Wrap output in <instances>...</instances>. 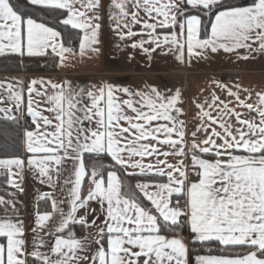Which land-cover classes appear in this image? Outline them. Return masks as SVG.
<instances>
[{
    "label": "snow or ice",
    "instance_id": "1",
    "mask_svg": "<svg viewBox=\"0 0 264 264\" xmlns=\"http://www.w3.org/2000/svg\"><path fill=\"white\" fill-rule=\"evenodd\" d=\"M29 3L54 16L57 24L80 30L81 56L99 53L95 45L100 42L101 0ZM181 3L184 9L176 0H110L109 18L121 40L132 39L131 47L149 57L162 46L182 62L185 53L201 58L218 50L264 52V0L249 6L224 0ZM187 6L197 13L189 14ZM204 15L211 17L207 23ZM65 45L62 32L47 20L21 14L10 0H0V56L54 55L63 62L73 54ZM37 84L47 86L37 91ZM216 87L231 99L212 91L210 101L197 103L198 123L189 134L179 119V90L169 95L152 85L140 90L110 82L74 87L67 81L32 79L27 88L32 126L23 134L27 163L41 183L53 185L54 175L56 180L63 176L68 199L60 203H68L69 210L50 193H42L38 199L51 200L52 211L37 209L31 241L22 220L0 219V238L6 241L0 243V264H264V92H256L250 103L252 93L239 84ZM0 89L6 93L0 103L14 104L0 107V112L6 120H17L12 113L22 111L23 88L0 83ZM34 92L39 100L33 99ZM241 92L247 95L241 98ZM238 108L247 110V118ZM85 154H107L115 162L113 170L106 176L95 167L87 170ZM169 157L179 159L169 162ZM13 166L22 168L24 161L0 159L8 184L18 187ZM122 175L140 179L132 186ZM86 176L89 187L83 195ZM90 202L100 206L105 219L98 226L94 253L80 256L90 245L76 238L72 226H89V215L94 217L90 224L97 226L99 217ZM81 208L85 214L78 216ZM54 213L59 224L46 240L40 232ZM181 217L190 226L188 243L176 235ZM189 243L207 245L209 251L211 246L223 247L225 252L195 255L190 261ZM232 248L246 251H227Z\"/></svg>",
    "mask_w": 264,
    "mask_h": 264
},
{
    "label": "crops",
    "instance_id": "2",
    "mask_svg": "<svg viewBox=\"0 0 264 264\" xmlns=\"http://www.w3.org/2000/svg\"><path fill=\"white\" fill-rule=\"evenodd\" d=\"M102 7L98 13L101 16L99 23V44L95 45L99 48V53L86 52L81 56L79 50L73 51V54H67V59L63 62L59 59V67L55 72H20V73H0V83H12L15 87H22L24 90V99L21 104L22 111H13V115L27 116V88L32 79H42L45 82L51 80L54 83L70 82L74 87H88L91 85H99L103 82H110L115 85L127 86L134 90L144 89L148 85L156 86L160 91L166 94H174L176 90L181 93L178 107L182 109V114L179 119L186 124L189 134L195 129L198 121L195 119L198 109L197 103L211 99V92L216 91L221 99H231L226 96L216 87L217 83L227 84L229 87L239 84L242 88H246L252 93V97L247 102L254 103L256 100V92H264V52L254 50L249 52L246 49H240L235 53H227L223 50H218L216 53L207 52L201 58H189L185 53L184 61H180L176 56L169 52L166 46L156 49L151 53V56L145 54L139 48H132V39L125 38L121 40L114 30L112 20L109 18L112 11L110 0H101ZM183 9L185 3L181 0H176ZM191 7V6H190ZM179 14V13H178ZM139 26H135L134 30H138ZM145 39L147 37H144ZM139 40L140 37H136ZM66 46V45H65ZM68 47V46H66ZM145 47H151L145 45ZM256 48V45H253ZM247 56V59L242 57ZM47 85L37 84V91H42ZM233 90H236L233 88ZM247 93L241 92V98H244ZM0 96H5L6 93L0 89ZM126 98V97H125ZM33 99L39 100L40 97L33 93ZM14 104L7 102L0 103V107H13ZM47 107V105H41ZM244 114L242 118H247V110L238 108ZM48 114V113H44ZM215 114V113H213ZM32 121V120H31ZM29 129V128H28ZM25 145V141H24ZM25 147V146H24ZM26 152V150H25ZM30 154L26 152L24 157H18L24 161L22 168H15L12 171L17 173L12 179L16 181L18 187H14L20 191L18 197H5L4 203H0V219L10 218L13 220L20 219L25 225V236L31 241L33 232L31 228L35 226L34 217L37 209H39L38 197L42 193H50L52 198L57 201L59 206L67 212L69 210L68 203H60L68 199L67 193L63 186V176L56 180L54 175V184L41 183V178L34 167L29 166L27 160ZM16 158V157H14ZM163 158V157H161ZM9 159V158H0ZM169 162H175L179 157H169ZM147 162V161H146ZM154 162V161H153ZM105 165L103 160H96L91 164V168L95 167L101 172ZM67 167H71L68 164ZM0 171L6 169L0 168ZM131 172V169H128ZM66 175V173H65ZM88 177H85V184L82 188V194L86 195L89 184ZM137 181L132 183L134 186ZM51 203L52 201L49 200ZM175 203V198L173 199ZM89 207L96 209L95 216H98L97 226H92L90 222L93 220V215L87 216L89 226H81L76 224L72 226L76 238L81 239L90 247L83 249L78 253L80 256H88L94 253V241L98 239L97 233L99 227L103 226L105 219L100 206L95 202H90ZM52 211V210H51ZM85 214L83 208L78 210L77 215ZM59 214L54 213L47 226L40 232L46 240L49 238V233H54L59 224ZM180 220L187 227V233L179 234L186 243L191 238L190 226L187 224L184 217ZM99 226V227H98ZM0 243H6L4 238H0ZM189 247V244H188ZM41 251L47 252L48 249L41 248ZM195 255L207 254H192L189 252V259L192 261ZM32 259V258H30ZM81 264H88L82 261Z\"/></svg>",
    "mask_w": 264,
    "mask_h": 264
},
{
    "label": "trees",
    "instance_id": "3",
    "mask_svg": "<svg viewBox=\"0 0 264 264\" xmlns=\"http://www.w3.org/2000/svg\"><path fill=\"white\" fill-rule=\"evenodd\" d=\"M14 5V8L21 14L32 15L34 18L41 20H47L50 26H55L57 30L62 32V35L66 41V46L71 47L74 52L79 50V37L82 35L80 30H73L65 28L61 24H57L54 16L48 15L41 11L36 6H32L29 0H10ZM227 4L236 6H249L253 3V0H224ZM186 7L184 5L183 9ZM189 14H196L197 10L191 9L187 6ZM203 20L205 23L211 19L210 16L204 15ZM59 67V58L54 55H48L45 57H24L20 58L17 54L8 53L4 56H0V73H20V72H55ZM17 120H6L4 114L0 112V158H14L24 157V131L32 126V121L29 117L19 115ZM96 160H103L105 165L102 167L101 172L106 176L107 171L113 170L115 162L111 160L107 154L100 156L85 154V161L87 170H91V164ZM8 175L6 171H0V196L5 197H18L20 191L8 184ZM122 179L125 184L132 185L134 181L140 179L137 175H122ZM175 198V197H174ZM39 210L41 212L47 210L51 211V202L49 200H42L39 203ZM187 233V227L182 224L180 228H177L176 235ZM170 235V233H162ZM212 250L209 251V246L201 248L199 245H192L189 243V249L192 254H207V255H221L224 254L225 249L223 247L211 246ZM230 252H242L246 249L232 248L228 249Z\"/></svg>",
    "mask_w": 264,
    "mask_h": 264
}]
</instances>
